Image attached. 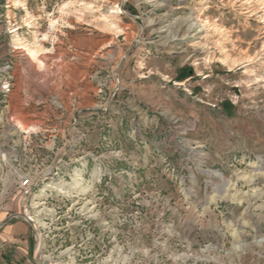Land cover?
Here are the masks:
<instances>
[{"label": "rangeland", "instance_id": "1", "mask_svg": "<svg viewBox=\"0 0 264 264\" xmlns=\"http://www.w3.org/2000/svg\"><path fill=\"white\" fill-rule=\"evenodd\" d=\"M60 54L79 98L28 114ZM39 255L264 264V0H0V264Z\"/></svg>", "mask_w": 264, "mask_h": 264}, {"label": "crops", "instance_id": "2", "mask_svg": "<svg viewBox=\"0 0 264 264\" xmlns=\"http://www.w3.org/2000/svg\"><path fill=\"white\" fill-rule=\"evenodd\" d=\"M56 54L47 55L44 58H48V61L56 58ZM60 56L59 63L54 65L55 68L52 71H46L42 73L38 78L32 82L24 81L21 78V82H16L15 92L18 89L23 93V103L25 107L22 108L30 115H45L52 111L50 106L44 105L43 102L50 96L51 93H55L64 101L67 107L70 109V104L76 98H79V93L82 91L80 87V72L81 69L76 63L67 62L65 55ZM38 56V59H41ZM42 76V77H41ZM74 98V99H72ZM43 105V106H42ZM3 220L5 216L2 217Z\"/></svg>", "mask_w": 264, "mask_h": 264}, {"label": "built area", "instance_id": "3", "mask_svg": "<svg viewBox=\"0 0 264 264\" xmlns=\"http://www.w3.org/2000/svg\"><path fill=\"white\" fill-rule=\"evenodd\" d=\"M20 187H23L25 189L26 195H31L32 183L29 178H21Z\"/></svg>", "mask_w": 264, "mask_h": 264}, {"label": "water", "instance_id": "4", "mask_svg": "<svg viewBox=\"0 0 264 264\" xmlns=\"http://www.w3.org/2000/svg\"><path fill=\"white\" fill-rule=\"evenodd\" d=\"M25 218H26V220H27L28 222L33 223V221H32L31 219L27 218L26 216H25ZM37 261H38V263H40V264H49L46 260H44L43 258H41L40 255L37 257Z\"/></svg>", "mask_w": 264, "mask_h": 264}, {"label": "bare ground", "instance_id": "5", "mask_svg": "<svg viewBox=\"0 0 264 264\" xmlns=\"http://www.w3.org/2000/svg\"><path fill=\"white\" fill-rule=\"evenodd\" d=\"M55 26H54V24H51V28H54ZM31 48V47H30ZM30 51V50H29ZM31 54L34 56L35 55V53L32 51V49H31ZM33 224H35V223H33ZM39 250H40V244H39ZM46 260V259H45Z\"/></svg>", "mask_w": 264, "mask_h": 264}]
</instances>
